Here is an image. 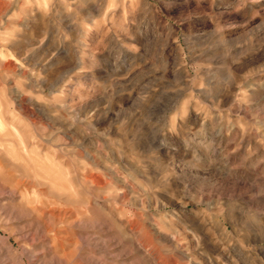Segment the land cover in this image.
Returning <instances> with one entry per match:
<instances>
[{
	"label": "rangeland",
	"instance_id": "rangeland-1",
	"mask_svg": "<svg viewBox=\"0 0 264 264\" xmlns=\"http://www.w3.org/2000/svg\"><path fill=\"white\" fill-rule=\"evenodd\" d=\"M0 264H264V0H0Z\"/></svg>",
	"mask_w": 264,
	"mask_h": 264
}]
</instances>
